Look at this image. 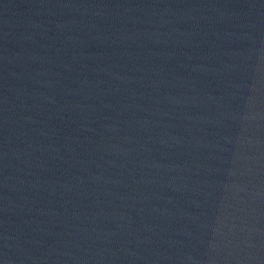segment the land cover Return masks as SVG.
Here are the masks:
<instances>
[{
	"label": "water",
	"instance_id": "95a60500",
	"mask_svg": "<svg viewBox=\"0 0 264 264\" xmlns=\"http://www.w3.org/2000/svg\"><path fill=\"white\" fill-rule=\"evenodd\" d=\"M264 92V0H0V214L136 165Z\"/></svg>",
	"mask_w": 264,
	"mask_h": 264
}]
</instances>
